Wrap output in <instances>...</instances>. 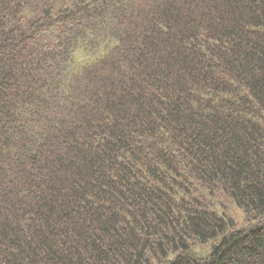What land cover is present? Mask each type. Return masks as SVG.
<instances>
[{"label":"trees","instance_id":"1","mask_svg":"<svg viewBox=\"0 0 264 264\" xmlns=\"http://www.w3.org/2000/svg\"><path fill=\"white\" fill-rule=\"evenodd\" d=\"M0 264H264V0H0Z\"/></svg>","mask_w":264,"mask_h":264},{"label":"rangeland","instance_id":"2","mask_svg":"<svg viewBox=\"0 0 264 264\" xmlns=\"http://www.w3.org/2000/svg\"><path fill=\"white\" fill-rule=\"evenodd\" d=\"M229 211L230 213H232L238 220H242L243 219V213L240 209H238L237 207H235L233 204H229Z\"/></svg>","mask_w":264,"mask_h":264}]
</instances>
